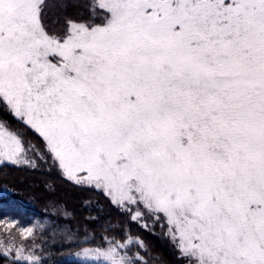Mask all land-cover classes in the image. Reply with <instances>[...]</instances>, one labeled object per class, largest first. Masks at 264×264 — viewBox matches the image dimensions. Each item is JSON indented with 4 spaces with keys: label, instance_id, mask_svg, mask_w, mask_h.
I'll use <instances>...</instances> for the list:
<instances>
[{
    "label": "snow or ice",
    "instance_id": "1",
    "mask_svg": "<svg viewBox=\"0 0 264 264\" xmlns=\"http://www.w3.org/2000/svg\"><path fill=\"white\" fill-rule=\"evenodd\" d=\"M0 110L116 214L85 256L148 264L159 225L182 264H264V0H0Z\"/></svg>",
    "mask_w": 264,
    "mask_h": 264
},
{
    "label": "trees",
    "instance_id": "2",
    "mask_svg": "<svg viewBox=\"0 0 264 264\" xmlns=\"http://www.w3.org/2000/svg\"><path fill=\"white\" fill-rule=\"evenodd\" d=\"M0 119L39 149L37 135L13 115L0 110ZM97 216L117 222L103 197L67 180L50 159L35 160L34 167L0 164V251L11 249L8 259L0 256V264H11L17 247L23 255L38 257L39 264H102L79 256L86 248H105L108 244L101 237L114 235L103 230V219H92ZM8 221L16 223L7 226ZM21 228H32V235L22 233ZM131 235L147 245L148 264H182L159 225L154 234L133 225Z\"/></svg>",
    "mask_w": 264,
    "mask_h": 264
},
{
    "label": "rangeland",
    "instance_id": "3",
    "mask_svg": "<svg viewBox=\"0 0 264 264\" xmlns=\"http://www.w3.org/2000/svg\"><path fill=\"white\" fill-rule=\"evenodd\" d=\"M56 15H57V12H56V10L54 9L51 13H50V17L51 18H53V20H54V18L56 17ZM0 124H2L8 131H10V132H13L14 134H18L19 135V137L20 138H22V144H23V146L25 147V149H31L30 151H28V156H30V157H32L33 159H34V161L35 160H39V161H43V160H40L39 158H37L36 156H35V152H36V150H37V148H35L32 144H30L27 140H26V138L24 137V135H22L21 133H18L17 131H15V130H13L12 128H10L6 123H5V121H3L2 119H0ZM33 132V131H32ZM50 162L53 164V161L50 159ZM3 164V163H8L7 161H0V164ZM9 164H11V163H9ZM18 165H27L26 163H21V164H18ZM56 166V165H55ZM56 168H57V170L61 173V171L59 170V168H58V166H56ZM62 175V174H61ZM63 176V175H62ZM63 177H65L66 178V176H63ZM67 179V178H66ZM68 180V179H67ZM71 182H73V181H71ZM74 183V182H73ZM12 224H9V223H7V226H11ZM164 234V233H163ZM108 246H106L105 248H107ZM105 248H92V249H84V250H82L80 253H79V256H80V258L81 259H84V260H86V261H88V262H96V263H99V262H102V257L101 258H97V257H95V256H85L84 255V251L85 250H89V251H93V250H97V249H99V250H103V249H105Z\"/></svg>",
    "mask_w": 264,
    "mask_h": 264
}]
</instances>
